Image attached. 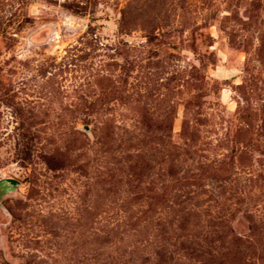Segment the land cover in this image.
Segmentation results:
<instances>
[{
  "label": "rangeland",
  "instance_id": "rangeland-1",
  "mask_svg": "<svg viewBox=\"0 0 264 264\" xmlns=\"http://www.w3.org/2000/svg\"><path fill=\"white\" fill-rule=\"evenodd\" d=\"M0 264H264V0H0Z\"/></svg>",
  "mask_w": 264,
  "mask_h": 264
},
{
  "label": "water",
  "instance_id": "water-1",
  "mask_svg": "<svg viewBox=\"0 0 264 264\" xmlns=\"http://www.w3.org/2000/svg\"><path fill=\"white\" fill-rule=\"evenodd\" d=\"M0 182H2L3 186L7 188L15 187L18 184V182L12 178L4 179L3 181Z\"/></svg>",
  "mask_w": 264,
  "mask_h": 264
}]
</instances>
